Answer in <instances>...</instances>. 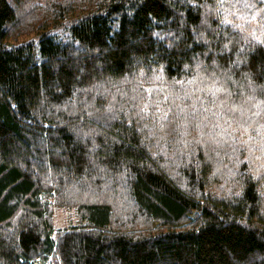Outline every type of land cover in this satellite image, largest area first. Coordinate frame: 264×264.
<instances>
[{"label": "trees", "instance_id": "1", "mask_svg": "<svg viewBox=\"0 0 264 264\" xmlns=\"http://www.w3.org/2000/svg\"><path fill=\"white\" fill-rule=\"evenodd\" d=\"M49 258L264 264V0H0V264Z\"/></svg>", "mask_w": 264, "mask_h": 264}, {"label": "rangeland", "instance_id": "2", "mask_svg": "<svg viewBox=\"0 0 264 264\" xmlns=\"http://www.w3.org/2000/svg\"><path fill=\"white\" fill-rule=\"evenodd\" d=\"M26 39L28 38H19L18 40H16L17 42L12 41L11 44H18L20 42H23L22 40H26ZM74 219H75L74 213H72L69 210L54 209L53 211V224L55 231L68 228L70 224L74 223ZM50 259L51 258L45 260L44 263L52 264ZM44 263H41L40 261L34 262V264H44Z\"/></svg>", "mask_w": 264, "mask_h": 264}, {"label": "bare ground", "instance_id": "3", "mask_svg": "<svg viewBox=\"0 0 264 264\" xmlns=\"http://www.w3.org/2000/svg\"><path fill=\"white\" fill-rule=\"evenodd\" d=\"M51 260V259H50Z\"/></svg>", "mask_w": 264, "mask_h": 264}]
</instances>
